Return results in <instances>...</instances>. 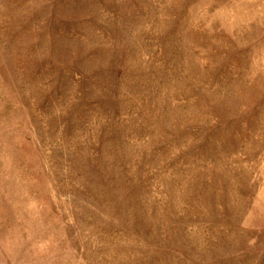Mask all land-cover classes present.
<instances>
[{
	"label": "rangeland",
	"instance_id": "374dc122",
	"mask_svg": "<svg viewBox=\"0 0 264 264\" xmlns=\"http://www.w3.org/2000/svg\"><path fill=\"white\" fill-rule=\"evenodd\" d=\"M0 264H264V0H0Z\"/></svg>",
	"mask_w": 264,
	"mask_h": 264
}]
</instances>
